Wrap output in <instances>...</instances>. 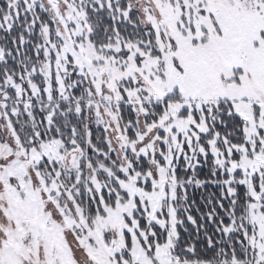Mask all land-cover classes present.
Listing matches in <instances>:
<instances>
[{"label": "rangeland", "instance_id": "rangeland-1", "mask_svg": "<svg viewBox=\"0 0 264 264\" xmlns=\"http://www.w3.org/2000/svg\"><path fill=\"white\" fill-rule=\"evenodd\" d=\"M104 1L110 8L108 0H86L98 7ZM45 2L57 36L48 44L53 67L45 63L42 70L45 102H52L50 70L54 88L66 98L62 79L70 69H63L74 66L84 79V106L104 130L126 177L114 176L119 192L114 203L100 199L103 213L87 221L66 176L73 172L78 179L83 172L99 191L105 181L98 169L113 174L101 162L93 166L78 144L64 147L58 138L38 137L37 130L35 142L23 145L9 120L16 111L9 105L13 100L0 89V264H211L173 255L178 195L173 169L179 156L193 165L197 154H204L199 134L208 129L207 119L223 110L241 118L244 143L220 136L222 149L215 132L208 150L219 167L229 173L239 169L249 183L251 262L263 264L264 186L255 190L251 181L264 173V0H126L121 14L126 18L130 9L135 11L140 25L151 28L153 41L106 33V26L95 34L81 9L85 0ZM14 86L16 94L24 93L18 83ZM26 89L38 93L32 81ZM164 98L168 105L150 120L148 105ZM14 101L25 108L29 104L28 96ZM121 102L135 116L133 139L130 123L120 116ZM138 156L148 160L143 172L133 169ZM51 161L56 168L49 174L36 166ZM135 200L146 221L165 230V240L154 243L150 253L147 234L132 215Z\"/></svg>", "mask_w": 264, "mask_h": 264}, {"label": "trees", "instance_id": "trees-1", "mask_svg": "<svg viewBox=\"0 0 264 264\" xmlns=\"http://www.w3.org/2000/svg\"><path fill=\"white\" fill-rule=\"evenodd\" d=\"M108 1L110 8H106L105 1L98 7L95 2L89 4L86 0L81 8L95 34L100 33L106 26V33L117 31L124 38L131 36L132 40L153 41L151 28L140 25L135 11L130 9L126 18L121 14L128 6L126 0ZM56 38L52 16L45 0H0V89L7 93L9 100H13L9 105L16 108L14 113L9 114V120L19 140L25 146L33 144L34 131L37 130L38 137L58 138L64 147L78 144L93 166L101 162L113 174L111 177L103 169H98L99 177L105 181V186L99 191H95L83 172L77 175L78 179H75L73 172L66 176L67 182L72 185L74 200L86 220L90 221L97 213L104 211L100 199L104 204L112 205L115 194H119L114 176L125 178L126 174L120 170L117 157L110 148L101 125L95 121L90 108L84 106L85 83L83 76L74 71V66L68 63L63 69H70L62 79L66 85V98H61L54 88V70H50L52 102H45L42 70L46 64L49 68L53 67L48 44L51 41L56 42ZM91 38L96 39V36L91 35ZM73 78H77L76 82H71ZM28 81L36 84L37 94L28 93ZM16 83L24 92L22 95L16 94ZM25 95L29 98L26 108L21 102L14 101L20 96L26 98ZM167 101L168 98H164L152 106L148 105V110L152 111L147 112L148 118L156 120L161 110L168 105ZM119 112L130 123L128 137L133 139L132 124L135 116L131 107L121 102ZM48 113L49 122L46 123L45 116ZM207 123L208 129L199 134L204 154L198 153L193 165L187 164L179 156L173 169L178 195L173 200L176 221L172 252L179 261L184 262L221 264L236 260L252 264L251 248L248 244V236L252 231L248 221L249 205L252 201L249 183L242 180L239 169L229 173L219 167L208 150L207 143L215 132V143L222 149L220 136L230 143H244L243 122L235 112L225 113L223 110L215 119H207ZM236 156L237 152H233L231 157ZM55 163L51 161V166L39 162L36 166L49 174L51 167L56 168ZM147 168L148 160L144 156H138L133 162L134 170L143 172ZM251 182L255 190L260 185L264 186V173L254 176ZM148 185V182L143 184L144 187ZM135 202L132 215L147 234L145 240L140 237V241L144 240L149 245L150 253L154 243L165 240V230L154 222H147L138 200ZM126 239L127 247L130 243Z\"/></svg>", "mask_w": 264, "mask_h": 264}]
</instances>
